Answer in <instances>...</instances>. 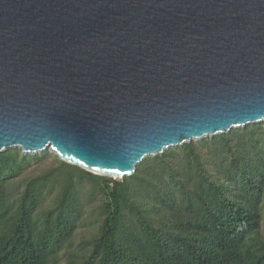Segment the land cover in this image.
Returning a JSON list of instances; mask_svg holds the SVG:
<instances>
[{
	"label": "water",
	"instance_id": "obj_1",
	"mask_svg": "<svg viewBox=\"0 0 264 264\" xmlns=\"http://www.w3.org/2000/svg\"><path fill=\"white\" fill-rule=\"evenodd\" d=\"M264 122V0H0V153L96 175Z\"/></svg>",
	"mask_w": 264,
	"mask_h": 264
},
{
	"label": "trees",
	"instance_id": "obj_2",
	"mask_svg": "<svg viewBox=\"0 0 264 264\" xmlns=\"http://www.w3.org/2000/svg\"><path fill=\"white\" fill-rule=\"evenodd\" d=\"M0 264H264V122L123 179L0 153Z\"/></svg>",
	"mask_w": 264,
	"mask_h": 264
},
{
	"label": "rangeland",
	"instance_id": "obj_3",
	"mask_svg": "<svg viewBox=\"0 0 264 264\" xmlns=\"http://www.w3.org/2000/svg\"><path fill=\"white\" fill-rule=\"evenodd\" d=\"M42 154H43V153H42ZM53 162H54V161H53L52 159H49V160H48V163H49V164H52ZM53 164H54V163H53Z\"/></svg>",
	"mask_w": 264,
	"mask_h": 264
}]
</instances>
